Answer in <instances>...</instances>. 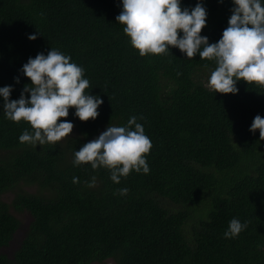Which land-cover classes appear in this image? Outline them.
Masks as SVG:
<instances>
[{
	"label": "trees",
	"instance_id": "16d2710c",
	"mask_svg": "<svg viewBox=\"0 0 264 264\" xmlns=\"http://www.w3.org/2000/svg\"><path fill=\"white\" fill-rule=\"evenodd\" d=\"M203 3L210 21L201 35L217 42L233 0ZM121 11L122 0H0V87L14 85L12 99L31 82L21 71L29 57L53 47L85 69L86 92L104 100L87 121L70 108L60 119L74 122L73 134L36 147L19 141L34 129L8 119L0 97V196L23 182L44 190L17 191L12 201L32 216L12 256L21 220L0 198V264H264V139L250 131L264 115V85L241 79L238 93L215 92L214 59L175 46L140 55L116 21ZM132 116L153 143L149 173L132 170L116 183L106 167L74 164L102 128ZM233 217L248 226L226 239Z\"/></svg>",
	"mask_w": 264,
	"mask_h": 264
},
{
	"label": "clouds",
	"instance_id": "9594fccd",
	"mask_svg": "<svg viewBox=\"0 0 264 264\" xmlns=\"http://www.w3.org/2000/svg\"><path fill=\"white\" fill-rule=\"evenodd\" d=\"M207 16L203 0L191 8L183 7L182 0H122L116 21L125 25L124 32L142 56L166 53L175 46L187 58L199 54L201 59H214L217 67L208 86L215 92L238 93L237 82L241 79L264 85V0H233L228 27L217 42L210 43L208 36L201 35ZM29 39H37V34H29ZM21 71L31 82L25 84L18 99L11 98L14 85L0 87L4 115L15 122L28 121L34 129H25L19 136L21 143L37 147L70 135L74 122L60 118L68 117L73 106L74 115L80 120L100 115L103 97L86 92L90 81L84 76L85 69L71 56L52 47L47 54L40 52L29 57ZM15 79L19 83L20 77ZM257 129L264 139V115L254 117L250 131L255 133ZM152 146L144 125L132 116L126 125H110L84 143L75 152L74 164L91 162L93 168L106 167L111 170V179L119 183L132 170L150 172L145 154ZM128 191L125 187L119 189V194ZM247 226V222L233 217L223 235L226 239L235 238Z\"/></svg>",
	"mask_w": 264,
	"mask_h": 264
},
{
	"label": "rangeland",
	"instance_id": "374dc122",
	"mask_svg": "<svg viewBox=\"0 0 264 264\" xmlns=\"http://www.w3.org/2000/svg\"><path fill=\"white\" fill-rule=\"evenodd\" d=\"M207 22L210 21V13L208 11V16H207ZM106 128H102L100 130V132L93 138L95 139L99 134H101L103 131H105ZM73 133H70V135H72ZM70 135L66 136L65 138H62V140H65L67 139V137H69ZM27 191V192H32V193H43L44 190L37 184H29V183H21L19 185V187L17 186L16 189L14 190H10V191H7L5 193H3L0 198L6 202H8L9 204H11V212L16 215L20 220H21V225H20V228L17 230V232L15 233L14 235V239L13 241L11 242V245H10V248H9V255L12 256L13 253L15 252V250L19 247L23 237L25 236L26 234V231H27V228L32 220V216L31 214L27 211V210H18L16 209L13 205H12V201L13 199L16 197L17 195V191ZM196 216H191V219H190V226H194L195 225V222H196ZM109 263V260L106 261V262H95V263H92V264H108Z\"/></svg>",
	"mask_w": 264,
	"mask_h": 264
}]
</instances>
